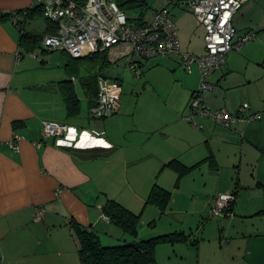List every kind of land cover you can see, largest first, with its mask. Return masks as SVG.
<instances>
[{"label":"crops","instance_id":"1","mask_svg":"<svg viewBox=\"0 0 264 264\" xmlns=\"http://www.w3.org/2000/svg\"><path fill=\"white\" fill-rule=\"evenodd\" d=\"M33 3L0 0V264H81L72 219L97 231L104 244L140 240L104 220L105 202L116 200L134 212L131 208L138 201L145 207L156 184L153 178L172 197L168 189L172 181L176 179L174 188L179 189L196 171L202 172L211 189L235 195L231 210L212 213L227 222L226 249L209 256L210 250L191 232L171 231L183 232L187 240L157 245L156 264H264V214H259L264 208L260 187L264 183V0H248L233 18L237 35L252 32L254 39L229 52L224 65L207 77L214 86L203 95L207 107L235 112L246 102L252 112L261 113L260 118L240 121L232 128L200 115L195 124L184 119L199 88L200 73L196 64L186 70L180 55L153 59L140 77L127 82L107 77L100 67L93 69L94 63L90 74L79 77L82 59L94 62L95 54L74 58L64 52L66 64L58 71L40 68L31 58L37 59L33 52L41 48L44 53V48L22 41L7 15ZM167 8L178 27L182 52L203 54L205 28L195 15L184 9L174 14ZM156 10L150 17L142 12L140 23L149 22ZM51 29L43 15L34 12L24 33L44 36ZM113 57L107 55L108 62L116 61ZM97 74L121 89L119 112L104 120L91 116L97 96L85 83ZM68 95L77 99L78 109L72 114L65 99ZM48 121L73 128L70 144L59 145L55 137L36 144ZM89 129L105 131V136L89 143L83 136ZM16 136L20 139L15 140ZM172 160L191 169L179 175L167 165ZM136 161L149 162L148 176L131 172ZM204 184L208 187L207 181ZM171 200L166 209L154 205L163 215ZM38 207L45 209L41 220H35ZM197 211L205 213L206 204ZM190 250L195 256H188ZM162 251L167 256H159Z\"/></svg>","mask_w":264,"mask_h":264},{"label":"built area","instance_id":"2","mask_svg":"<svg viewBox=\"0 0 264 264\" xmlns=\"http://www.w3.org/2000/svg\"><path fill=\"white\" fill-rule=\"evenodd\" d=\"M248 0H178L171 4L192 12L205 28V50L201 55L182 52L178 27L170 16L167 7L154 12L152 19L145 24L129 20L127 13L117 0H34L33 6L23 11L11 12V19L20 32H24L30 10L38 7L43 17L52 25L53 32L42 37L40 45L47 51H62L74 58L106 53L114 59L128 57L129 68L140 77L141 60L167 58L180 55L186 70L196 64L200 73V85L189 101L188 113L184 119L195 124V117H208L226 128L243 121L250 122L261 117L260 112H252L248 103H243L237 111L225 108L211 109L206 106L203 95L214 90L207 77L220 69L229 52L240 50L254 39L252 32L237 35L233 23L234 16ZM121 89L115 81L99 76V92L95 105L90 109L94 119H105L117 114L121 108ZM73 128L64 123L44 122L41 145L45 139L55 137L59 145L70 144ZM105 131L84 132V138H101ZM20 139L19 136L14 138ZM15 147L13 141L9 142ZM235 196L223 193L213 198L209 207L214 215L228 212ZM45 214L38 207L35 220ZM103 218H109L103 214Z\"/></svg>","mask_w":264,"mask_h":264},{"label":"rangeland","instance_id":"3","mask_svg":"<svg viewBox=\"0 0 264 264\" xmlns=\"http://www.w3.org/2000/svg\"><path fill=\"white\" fill-rule=\"evenodd\" d=\"M147 3L148 5L144 6L143 8L135 7L134 9L127 11V15L132 19H139L142 16V12L146 17H150L154 9H159L161 7L170 6L171 11H175L174 14L177 12V10L181 9L171 4L170 0H147ZM29 7H31V5ZM35 53L38 55L37 59L31 58L30 53H26V56H29L31 60H36V65H40V68L48 71L51 70L53 73L55 71H58L66 64V55L62 51L45 50V52L42 53L41 48H38L36 52H33V54ZM82 60L83 61L79 74V77L81 78L90 74L89 66L91 67V65L94 63L90 60ZM150 61H153V59L141 60L143 65H141L139 68L144 71ZM129 62L130 59L128 57H121L116 61L110 60L105 66H103L101 71H103L107 75V77L110 78L120 77L124 81L126 80V82L132 79L136 80L137 78L135 77V75H133L134 73L131 72L132 70L130 68L129 69L131 71L128 69ZM187 113L188 110L187 112H185V114ZM89 130L91 131L92 129ZM86 140L90 143L94 141V138L89 137L86 138ZM148 168L149 162L145 161H136L134 162V164H131V172L134 175L148 176ZM201 173L202 172L200 171L191 173L180 183L179 189L174 188L176 179L172 181V185L168 189L173 192L171 197L173 201L171 200V207L167 209V211L163 215L160 213L159 208L154 204H146L145 207H143L144 203L140 204L139 201L138 204H133L134 208L131 209L136 214H140V218L138 221V234L136 238L147 239L149 237L168 233L171 231L184 230L186 231V233L191 232L193 235L198 237V239H201L200 241L203 242V247L206 246L205 248L207 250H210L207 255L212 256L213 251L218 252V254L220 255V250L226 249V239H230V234L228 233L229 228L227 226V222H224V217L213 216L212 211L209 207V203L213 198H216L220 194L233 193L219 192L217 188L215 190V187L214 189H211L209 181L206 180L205 177L201 175ZM154 179L155 178H153L152 180L153 183H151L158 184L156 181H154ZM204 181H207L208 187L204 184ZM211 190L215 191L210 192ZM203 194H207V196L209 197L207 198V196H202ZM204 204H206L207 211L205 213L198 212L197 209L202 208ZM174 211H179L180 213H174ZM176 214L178 215L175 217ZM184 218H186V221L184 220ZM170 226L171 228H168ZM167 228L170 230H168ZM130 238L135 239L133 237ZM207 255L204 254V256ZM159 256H167V252L162 251V254H160L159 252ZM188 256L195 255L190 250L188 251Z\"/></svg>","mask_w":264,"mask_h":264},{"label":"trees","instance_id":"4","mask_svg":"<svg viewBox=\"0 0 264 264\" xmlns=\"http://www.w3.org/2000/svg\"><path fill=\"white\" fill-rule=\"evenodd\" d=\"M117 1L119 6L126 13L135 7L143 8L144 6L148 5L147 0ZM23 10L24 9L17 11ZM34 12L42 14L38 7H33L30 10V16L34 14ZM7 15L10 16L11 13H7ZM2 17L3 16H0V18ZM129 20H136V22L139 24H145L140 23L142 20L141 17L139 19H132L129 17ZM51 32H53V28L51 29ZM21 34L22 41H26L27 39L31 40V42L34 44H39L43 37L38 35H30L24 32H21ZM91 58H96L94 59L96 61L93 60V69H96L97 67L102 69V67L108 63L106 53H97ZM69 65L70 64H67V67ZM98 76V74L94 75L91 77L92 79L90 78L91 80L85 82L86 85H89L92 89L93 95L96 96H98L99 92V86L97 85ZM65 99L67 100L69 113H75V111L78 109L76 107V97L74 95H68ZM167 165L176 168L179 171V175L185 174L191 169L182 165L178 160H172ZM260 187L264 191V183L260 184ZM170 199L171 193L155 184L150 192L146 204H155L161 209H166ZM234 202H232L228 211L232 209ZM102 212L109 218V222L119 227L126 236L136 238L138 234V221L140 214L132 212L120 202L113 199H108L105 202V204L102 206ZM259 214H264V208L259 212ZM70 228L77 241L78 257L81 264H156L155 252L157 245L187 240V236L183 232H171L149 237L147 239H140L137 241L123 240L117 244L108 245L101 241L99 233L90 226H84L78 221L72 219L70 220Z\"/></svg>","mask_w":264,"mask_h":264},{"label":"bare ground","instance_id":"5","mask_svg":"<svg viewBox=\"0 0 264 264\" xmlns=\"http://www.w3.org/2000/svg\"><path fill=\"white\" fill-rule=\"evenodd\" d=\"M30 15V14H29Z\"/></svg>","mask_w":264,"mask_h":264}]
</instances>
